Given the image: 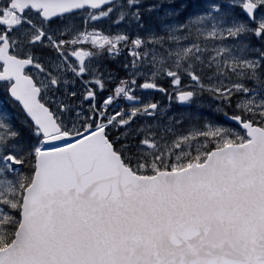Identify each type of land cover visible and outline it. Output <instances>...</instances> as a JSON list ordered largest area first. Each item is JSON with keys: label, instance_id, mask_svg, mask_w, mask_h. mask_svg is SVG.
Segmentation results:
<instances>
[{"label": "snow or ice", "instance_id": "snow-or-ice-1", "mask_svg": "<svg viewBox=\"0 0 264 264\" xmlns=\"http://www.w3.org/2000/svg\"><path fill=\"white\" fill-rule=\"evenodd\" d=\"M0 264H264V0H0Z\"/></svg>", "mask_w": 264, "mask_h": 264}]
</instances>
